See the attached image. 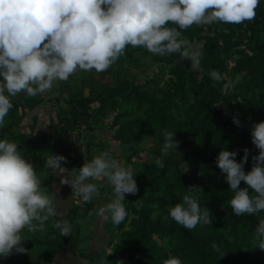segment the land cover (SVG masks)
I'll list each match as a JSON object with an SVG mask.
<instances>
[{
  "label": "clouds",
  "instance_id": "9594fccd",
  "mask_svg": "<svg viewBox=\"0 0 264 264\" xmlns=\"http://www.w3.org/2000/svg\"><path fill=\"white\" fill-rule=\"evenodd\" d=\"M259 4L260 0H0V127L13 108L11 98L21 92L30 98L42 95L78 71L105 72L125 55L127 46L142 47L161 57L178 53L191 62V68L198 69L204 53L182 33L192 26L252 22ZM208 75L213 86L223 79L216 69ZM239 82L237 77L224 84L222 91L227 93ZM233 122L241 124L236 117ZM251 141L259 154L252 157L248 172L244 171L247 148L239 162L238 152L226 149L216 158L233 193L229 205L236 216L264 212V121L252 126ZM178 146L175 132L165 130L154 164L163 169V157L176 152ZM62 163H67L63 155H50L45 167L57 173L60 184L69 185L81 203H91L99 195V187L92 181L106 180L112 190L110 202L95 214L114 225L126 219L125 195L138 192L130 166H122L108 151L78 169H66ZM241 182L246 187L241 188ZM197 192L202 190L189 186L181 202L170 205L162 219L171 218L189 231L200 224L211 225L210 211L200 207ZM58 215L53 195L18 144L0 140V256L27 254L23 233L44 231L46 222ZM52 226L61 236H68L72 229L63 218L53 220ZM252 235L254 246L258 241V248L264 250V219L258 221ZM212 248L219 251L215 243ZM163 264H182V260L169 257Z\"/></svg>",
  "mask_w": 264,
  "mask_h": 264
},
{
  "label": "trees",
  "instance_id": "16d2710c",
  "mask_svg": "<svg viewBox=\"0 0 264 264\" xmlns=\"http://www.w3.org/2000/svg\"><path fill=\"white\" fill-rule=\"evenodd\" d=\"M256 13L252 22L240 25L213 23L192 26L184 31L182 36L190 42L199 40L202 43L200 50L204 56L198 69L191 68V62L182 59L178 53L161 57L142 47L127 46L125 55L130 59L136 58V52L142 51L153 61L168 66L170 78L160 88L161 95L128 78L116 84L100 85L94 72L90 71L87 72L90 93L78 98L70 96L63 103H72L68 110L63 104L60 107L62 121L65 112L67 119L73 118L70 121L73 124L82 116H90V123H95L104 109L111 107L119 110L121 102H135V111H142L140 116H131L132 109L119 110L115 114V139L135 147V154L143 149L140 144L146 136H156L164 142L165 130L175 132V139L179 141L176 152L180 151V155L170 151L163 157V169L153 162L160 154V148H157L154 158L142 162V173H133L138 188L144 187L146 197L140 206L127 200L125 208L128 215L119 224L127 240L117 245L121 249L122 264H163L169 257H179L182 264H264V250L258 248V241L254 246L252 235L258 221L264 219V212L234 215L229 205L233 193L226 182V174L216 165V158L222 149L237 151L236 160L239 162L247 148L249 156L244 171L248 172L253 164L252 157L259 154L251 141V130L254 124L264 121V0H260ZM212 69L218 70L223 78L215 86L208 75ZM237 77L240 82L235 88L223 92L224 84H230ZM93 100L100 102L101 109L95 112H91L89 106ZM11 102L13 108L5 120L19 123L23 114L18 113L19 104L14 100ZM125 115L129 118L121 119ZM233 117L240 120V126L233 122ZM0 128H3L0 134L5 133L8 139L16 140L19 148L31 142L32 147L25 158L44 163L37 133L20 130L7 134L4 127ZM59 129L64 131L63 122ZM68 153L69 158L75 159L72 152ZM192 185L202 190L195 195L200 207L209 209L212 224H200L189 231L171 218L164 221L162 217L167 215L170 205L181 202L180 197ZM240 187L246 185L241 182ZM251 191L249 189L250 194ZM158 206L163 209L154 218L151 213ZM131 210L136 213L132 218ZM127 221H130V228L126 227ZM52 224L45 234V241H38L37 236H32L23 243L25 248L42 244L45 255L42 260L50 259L63 245L71 243L70 238L61 236ZM213 243L219 251L212 248ZM86 255L88 261L98 264L120 262L117 254L105 250ZM7 257L0 256V264H6L7 260L9 264L13 263L18 255L13 252ZM20 264L45 263L21 261Z\"/></svg>",
  "mask_w": 264,
  "mask_h": 264
},
{
  "label": "rangeland",
  "instance_id": "374dc122",
  "mask_svg": "<svg viewBox=\"0 0 264 264\" xmlns=\"http://www.w3.org/2000/svg\"><path fill=\"white\" fill-rule=\"evenodd\" d=\"M194 47H201L202 43L199 40L191 42ZM136 58L130 59L126 55L121 56L116 63H114L108 70L97 74L94 70V76L97 82L101 85L116 84L121 80L128 78L135 83L141 84L143 88L151 89L156 95H161V87L169 82L170 73L168 66L161 64L160 62L153 61L149 55L142 53V51L136 52ZM78 78L73 79L69 83L71 90L62 95L63 98H56L58 105L52 103L51 115L47 117V123L40 125L41 129H45L43 136L40 137L39 152L43 158L44 163L34 162L29 158L28 162L31 163L34 169L38 172L40 179L45 187L53 195L56 210L59 215L57 219L63 218L69 221L72 225V229L68 235L71 243L63 245L58 252L50 259H45L43 255L42 244L38 243L32 248L28 249L27 254H17L10 264H20L21 261L30 263L33 261H41L45 264H84L85 261L88 264H98L88 261L86 253L95 254L100 250H105L107 253H115L118 256L120 262L123 257L121 255V249L118 246L119 243L127 240L122 229L119 225H114L110 221H103L99 216L95 214V210L104 206L110 202L111 187L107 184L106 180L92 181L99 187V195L95 196L91 203H81L80 198L72 195V190L69 185H61L60 177L52 169L45 167V161L50 155H63L67 163L61 164V167L66 169L80 168L79 165L85 161H90L93 157L99 155L103 151H108L114 158L119 160L122 166H130L133 169V173L141 174L143 171L142 162L146 159L154 158V153L157 148H161L163 141L159 140L156 136H146L150 138L143 139L141 145V151L139 154H135V147L129 144L122 143L120 140L115 139L114 131V117L120 110L125 109L133 110L131 116H140L142 111H135L136 103L133 102H121L119 110H115L108 107L98 114L95 123H90L91 117L82 116L77 123H72L73 118L67 119V115L64 112V120H60L62 114V104L73 95L76 88H82V93L78 97L86 96L91 91V86L87 81V72L78 71ZM77 93V92H76ZM57 105V106H56ZM64 109H69L72 106L71 102L63 104ZM55 106V107H54ZM90 111L95 112L100 108L99 100L90 101ZM101 109V108H100ZM48 113V112H47ZM23 115L22 120L19 123H13L9 119L4 122V131L8 133L24 130L23 132H32L35 130L37 123H28ZM129 118V115L123 116L121 119ZM63 125L65 129L60 132L59 128ZM93 124V125H92ZM46 125V127H45ZM11 127V129H8ZM3 130V128H0ZM59 129V130H58ZM8 139L5 133L0 134V140ZM11 142L16 140L8 139ZM32 147V143H26L19 149L22 155L25 157ZM72 152L75 159L69 158V153ZM180 155V151L177 152ZM66 174V173H65ZM146 192L144 187H139L138 192L135 195L126 194L124 205L126 206L127 200L130 199L132 203L140 206L145 202ZM162 207H157L151 213L152 216L158 217L162 212ZM92 213L90 215L89 213ZM133 210L130 212V218L135 216ZM53 218L46 222L45 230L38 231L36 233H29L25 231L23 233L26 240H29L32 236H37L38 241H45V234L49 230V225L52 224ZM130 222V221H129ZM127 221L126 227L130 228ZM67 237V236H66ZM65 238V237H63ZM25 240V241H26ZM24 241V242H25ZM69 241V242H70ZM23 242V243H24ZM80 242V243H78ZM126 244H129L126 243ZM9 258V257H7ZM7 260V259H6ZM51 260V263H50ZM9 260L6 264H9Z\"/></svg>",
  "mask_w": 264,
  "mask_h": 264
},
{
  "label": "crops",
  "instance_id": "0c3cea01",
  "mask_svg": "<svg viewBox=\"0 0 264 264\" xmlns=\"http://www.w3.org/2000/svg\"><path fill=\"white\" fill-rule=\"evenodd\" d=\"M79 73H75L70 76L67 82H57L54 84L51 91L45 92L42 95H38L34 98L27 97L23 92L17 95L11 100L17 102L18 105V113H22L26 118L28 123H37L38 125L35 127L33 133H37L40 137L43 136L45 129H41L40 125L45 122L47 123V117L51 115L52 103L58 105V101L56 98L52 100L53 97L63 98L62 95H65L66 92L72 91L69 83L73 81V79L78 78ZM77 92V93H76ZM75 96H79L82 93V88H76L74 90ZM56 105V106H57ZM55 107V106H54ZM48 112V113H47ZM25 118V119H26ZM46 127V125H45Z\"/></svg>",
  "mask_w": 264,
  "mask_h": 264
}]
</instances>
